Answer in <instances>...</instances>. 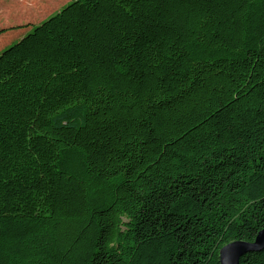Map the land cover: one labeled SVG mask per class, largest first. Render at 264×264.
Instances as JSON below:
<instances>
[{"label": "trees", "instance_id": "trees-1", "mask_svg": "<svg viewBox=\"0 0 264 264\" xmlns=\"http://www.w3.org/2000/svg\"><path fill=\"white\" fill-rule=\"evenodd\" d=\"M263 228L264 0H73L0 51V264H219Z\"/></svg>", "mask_w": 264, "mask_h": 264}, {"label": "crops", "instance_id": "crops-1", "mask_svg": "<svg viewBox=\"0 0 264 264\" xmlns=\"http://www.w3.org/2000/svg\"><path fill=\"white\" fill-rule=\"evenodd\" d=\"M70 0H0V51L30 28L57 13ZM29 25V26H28Z\"/></svg>", "mask_w": 264, "mask_h": 264}, {"label": "water", "instance_id": "water-1", "mask_svg": "<svg viewBox=\"0 0 264 264\" xmlns=\"http://www.w3.org/2000/svg\"><path fill=\"white\" fill-rule=\"evenodd\" d=\"M264 249V228L259 230L252 242L232 241L219 249V264H239V260L247 253Z\"/></svg>", "mask_w": 264, "mask_h": 264}, {"label": "rangeland", "instance_id": "rangeland-1", "mask_svg": "<svg viewBox=\"0 0 264 264\" xmlns=\"http://www.w3.org/2000/svg\"><path fill=\"white\" fill-rule=\"evenodd\" d=\"M71 1H73V0H70L69 2H71Z\"/></svg>", "mask_w": 264, "mask_h": 264}]
</instances>
